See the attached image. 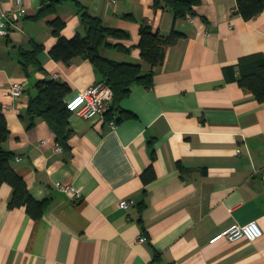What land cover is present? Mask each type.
<instances>
[{"label":"crops","instance_id":"crops-1","mask_svg":"<svg viewBox=\"0 0 264 264\" xmlns=\"http://www.w3.org/2000/svg\"><path fill=\"white\" fill-rule=\"evenodd\" d=\"M53 1L23 0L26 14L0 36V106L9 130L2 149L30 196L48 200L33 220L23 207L8 209L12 189L0 187V264H264V104L236 82L240 60H264V10L245 21L236 0H200L194 17L175 20L154 0H58L51 15L37 18ZM13 5L0 0V15ZM81 10L128 34L108 39L125 50L100 48L101 56L153 77L116 104L114 131L106 120L69 114L62 145L27 110L39 80L67 84L65 103L101 81L87 58L64 64L49 56L55 19L65 25L64 38L85 37ZM143 25L163 37L173 29L182 35L153 69L136 48ZM37 47L43 71L30 62L23 69V54ZM15 83L22 91L13 96ZM149 167L154 179L143 184ZM122 200L128 209L119 208ZM249 222L263 232L256 242L209 244L231 224Z\"/></svg>","mask_w":264,"mask_h":264},{"label":"trees","instance_id":"trees-1","mask_svg":"<svg viewBox=\"0 0 264 264\" xmlns=\"http://www.w3.org/2000/svg\"><path fill=\"white\" fill-rule=\"evenodd\" d=\"M54 0L48 5L43 4L37 13V18L41 19L54 12V6L58 3ZM153 7L157 8L163 3L173 13L175 20H183L194 17V8L200 4V0H154ZM264 10V0H236V13L243 20L248 21ZM81 22L85 26L86 35L80 37L75 35L70 39L62 36L64 23L60 19H55L50 23L52 35L56 39L55 45L49 50V56L56 62L64 64L71 60L83 57L90 60L96 71L101 76V81L110 86L113 92V109L116 104L125 98L131 86L142 85L148 88L152 83V72H142L138 65H128L113 62L99 54L100 48L124 49L120 44H111L108 39L127 40L128 34L122 30L106 28L99 18L89 14L86 10H81ZM182 35L174 29L169 36L163 37L158 32H154L149 26L143 25L139 28V40L136 48L139 51L141 60L150 69L158 67L164 59L165 47L172 45L181 38ZM125 50V49H124ZM40 51L39 47L33 51L23 54L21 66L26 68L30 62L35 64L40 71L42 67L36 56ZM238 86L250 92L258 104H264V60L259 57H247L237 64ZM36 95L30 98L28 106V116L30 120L42 118L55 133L57 142L65 145L66 136L69 133L67 118L69 112L66 109L64 98L69 93V87L65 83H59L53 79L39 80L35 84ZM116 114V113H115ZM118 121V118H117ZM33 125V122H31ZM9 136L7 122L0 106V187L6 184L12 189V197L8 203V209L25 208L26 214L33 220L42 218L48 200H34L24 183L23 179L11 168L10 162L13 155L2 149V145ZM143 184H147L154 179V173L149 167L141 175Z\"/></svg>","mask_w":264,"mask_h":264},{"label":"built area","instance_id":"built-area-1","mask_svg":"<svg viewBox=\"0 0 264 264\" xmlns=\"http://www.w3.org/2000/svg\"><path fill=\"white\" fill-rule=\"evenodd\" d=\"M111 5H115L117 0H108ZM26 8L23 0H14V5L11 9L2 12L0 15V36L5 33V27L8 24L17 22L26 14ZM22 91V85L15 83L11 86V95H19ZM66 109L70 114H73L84 120H106V124L111 131L117 127V118L112 111L113 109V92L105 82L97 81L89 88L79 92L66 102ZM56 152H61L62 148L59 144L55 146ZM264 175V165L261 168ZM56 189L68 194L72 200L79 199L77 193L69 186L56 184ZM131 203L127 200L119 202L118 206L121 209H128ZM263 236V232L256 222H249L244 225L231 224L220 233L209 239V244H213L218 240L225 239L229 242H237L240 240L254 243ZM144 238H140L139 242H144Z\"/></svg>","mask_w":264,"mask_h":264}]
</instances>
